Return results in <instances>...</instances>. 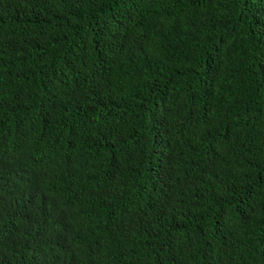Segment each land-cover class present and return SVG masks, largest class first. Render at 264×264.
Wrapping results in <instances>:
<instances>
[{"label":"trees","instance_id":"trees-1","mask_svg":"<svg viewBox=\"0 0 264 264\" xmlns=\"http://www.w3.org/2000/svg\"><path fill=\"white\" fill-rule=\"evenodd\" d=\"M0 264H264V0H0Z\"/></svg>","mask_w":264,"mask_h":264}]
</instances>
